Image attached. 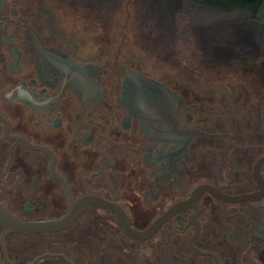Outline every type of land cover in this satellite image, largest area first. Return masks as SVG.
Wrapping results in <instances>:
<instances>
[{"label": "flooded vegetation", "instance_id": "af4514ba", "mask_svg": "<svg viewBox=\"0 0 264 264\" xmlns=\"http://www.w3.org/2000/svg\"><path fill=\"white\" fill-rule=\"evenodd\" d=\"M103 1L0 0V206L60 219L68 190L137 232L162 222L135 237L89 204L59 232L0 227V264H264V100L187 83L160 47L176 35L91 23L121 3ZM242 41L238 68L264 76L263 32Z\"/></svg>", "mask_w": 264, "mask_h": 264}, {"label": "rangeland", "instance_id": "374dc122", "mask_svg": "<svg viewBox=\"0 0 264 264\" xmlns=\"http://www.w3.org/2000/svg\"><path fill=\"white\" fill-rule=\"evenodd\" d=\"M108 3L112 2L103 1V7L108 8ZM116 7L117 12L106 9L102 13L103 18L98 16L99 8L90 7L94 15L90 22L101 19L115 24L148 19L150 22L144 28V35L155 38L177 36L173 44L169 39L160 47L171 57L169 62L175 56L174 61L168 64L171 69L178 68L176 59L185 62L187 83L216 84L227 88L245 84L251 87V92H256L255 95L253 93L255 99L264 100V76L238 68L243 66L245 57L238 52V47L242 46L240 43L248 36L260 37L261 32L246 13L218 14L188 0H121ZM194 70L195 74L189 73Z\"/></svg>", "mask_w": 264, "mask_h": 264}, {"label": "water", "instance_id": "95a60500", "mask_svg": "<svg viewBox=\"0 0 264 264\" xmlns=\"http://www.w3.org/2000/svg\"><path fill=\"white\" fill-rule=\"evenodd\" d=\"M69 195L70 210L67 215L60 219L53 220H41V221H23L15 218L12 214L6 211L0 206V227L4 230V235L9 232H15L20 234H50L65 230L71 227L81 212L89 205L96 204L100 207L107 208L109 210L117 212L121 216L122 227L127 230L129 234L135 237L146 236L152 232H155L159 227L162 220L158 221L146 232H137L129 224L124 210L120 206H116L105 202L104 200L97 197H87L79 202H76L70 192L67 190ZM44 256V255H43ZM39 257L38 259L43 258ZM36 259L32 264L38 260ZM11 263V262H10ZM13 264V263H11Z\"/></svg>", "mask_w": 264, "mask_h": 264}, {"label": "trees", "instance_id": "16d2710c", "mask_svg": "<svg viewBox=\"0 0 264 264\" xmlns=\"http://www.w3.org/2000/svg\"><path fill=\"white\" fill-rule=\"evenodd\" d=\"M218 14H232L237 11L248 15L264 34V0H188Z\"/></svg>", "mask_w": 264, "mask_h": 264}]
</instances>
